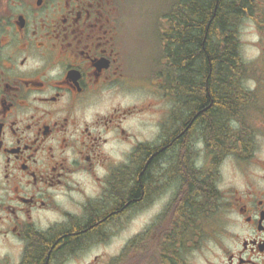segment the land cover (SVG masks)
Listing matches in <instances>:
<instances>
[{
    "label": "flooded vegetation",
    "instance_id": "1",
    "mask_svg": "<svg viewBox=\"0 0 264 264\" xmlns=\"http://www.w3.org/2000/svg\"><path fill=\"white\" fill-rule=\"evenodd\" d=\"M148 9L0 0V264H264V0L210 57L219 120Z\"/></svg>",
    "mask_w": 264,
    "mask_h": 264
},
{
    "label": "trees",
    "instance_id": "2",
    "mask_svg": "<svg viewBox=\"0 0 264 264\" xmlns=\"http://www.w3.org/2000/svg\"><path fill=\"white\" fill-rule=\"evenodd\" d=\"M258 0H146L149 17L164 18L158 20L156 42L165 49L168 58L176 67L175 73L183 80V85L191 89V81L197 80L199 104L207 105L209 95L214 99L216 120L224 117V111L234 109V100L226 92L224 73L215 69V78L209 75L210 57L216 64H224L227 48H223L226 39L223 35L232 32L245 13L256 6ZM165 27V37L161 28ZM215 36L212 48L210 36ZM225 47V45H224ZM227 47V45H226ZM220 117V118H219ZM219 127V125H217Z\"/></svg>",
    "mask_w": 264,
    "mask_h": 264
},
{
    "label": "rangeland",
    "instance_id": "3",
    "mask_svg": "<svg viewBox=\"0 0 264 264\" xmlns=\"http://www.w3.org/2000/svg\"><path fill=\"white\" fill-rule=\"evenodd\" d=\"M143 1H146V0H134V2H137V3H143ZM147 220L148 218L145 215L141 217H135L133 218V221L129 225L132 227V229H137L141 225L145 224Z\"/></svg>",
    "mask_w": 264,
    "mask_h": 264
},
{
    "label": "clouds",
    "instance_id": "4",
    "mask_svg": "<svg viewBox=\"0 0 264 264\" xmlns=\"http://www.w3.org/2000/svg\"><path fill=\"white\" fill-rule=\"evenodd\" d=\"M54 74V73H53Z\"/></svg>",
    "mask_w": 264,
    "mask_h": 264
}]
</instances>
